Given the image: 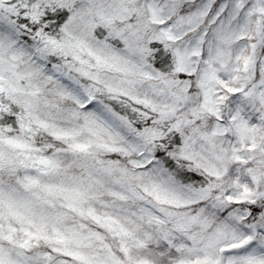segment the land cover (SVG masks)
<instances>
[{
    "label": "snow or ice",
    "instance_id": "6c2138e0",
    "mask_svg": "<svg viewBox=\"0 0 264 264\" xmlns=\"http://www.w3.org/2000/svg\"><path fill=\"white\" fill-rule=\"evenodd\" d=\"M0 264H264V0H0Z\"/></svg>",
    "mask_w": 264,
    "mask_h": 264
}]
</instances>
